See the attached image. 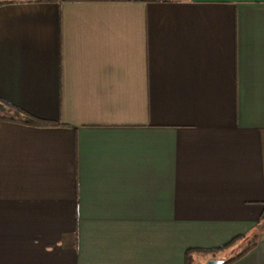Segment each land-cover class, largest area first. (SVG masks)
I'll return each mask as SVG.
<instances>
[{
  "label": "crops",
  "instance_id": "crops-1",
  "mask_svg": "<svg viewBox=\"0 0 264 264\" xmlns=\"http://www.w3.org/2000/svg\"><path fill=\"white\" fill-rule=\"evenodd\" d=\"M243 251L264 264V0H0V264Z\"/></svg>",
  "mask_w": 264,
  "mask_h": 264
},
{
  "label": "trees",
  "instance_id": "trees-1",
  "mask_svg": "<svg viewBox=\"0 0 264 264\" xmlns=\"http://www.w3.org/2000/svg\"><path fill=\"white\" fill-rule=\"evenodd\" d=\"M11 112V119L14 121H20L26 125H31V126H45L51 123L45 122L43 120L34 118L26 113H24L23 111L19 110V109H15L13 107H11V109L9 110ZM207 252V251H206ZM246 253V251H243L233 257H231L230 259L224 260L223 264H230L232 262H234L235 260L241 258L244 254Z\"/></svg>",
  "mask_w": 264,
  "mask_h": 264
},
{
  "label": "water",
  "instance_id": "water-1",
  "mask_svg": "<svg viewBox=\"0 0 264 264\" xmlns=\"http://www.w3.org/2000/svg\"><path fill=\"white\" fill-rule=\"evenodd\" d=\"M223 263H224V260H216V259L209 260L206 262V264H223Z\"/></svg>",
  "mask_w": 264,
  "mask_h": 264
},
{
  "label": "rangeland",
  "instance_id": "rangeland-1",
  "mask_svg": "<svg viewBox=\"0 0 264 264\" xmlns=\"http://www.w3.org/2000/svg\"><path fill=\"white\" fill-rule=\"evenodd\" d=\"M233 256H235V255H233Z\"/></svg>",
  "mask_w": 264,
  "mask_h": 264
}]
</instances>
